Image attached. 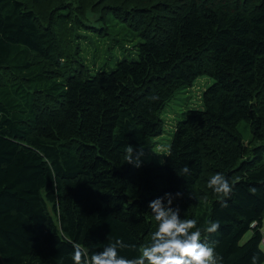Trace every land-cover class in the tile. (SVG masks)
Masks as SVG:
<instances>
[{
	"label": "trees",
	"instance_id": "16d2710c",
	"mask_svg": "<svg viewBox=\"0 0 264 264\" xmlns=\"http://www.w3.org/2000/svg\"><path fill=\"white\" fill-rule=\"evenodd\" d=\"M64 2L46 16L0 0V264H72L74 244L91 255L117 238L135 257L157 227L149 203L178 192L173 208L222 264H264V0ZM97 9L139 39L136 58L60 78L67 28H93L83 19ZM201 76L213 80L202 109L176 123L162 163H127V146L147 149L163 108ZM217 173L235 181L227 207L208 188Z\"/></svg>",
	"mask_w": 264,
	"mask_h": 264
},
{
	"label": "rangeland",
	"instance_id": "374dc122",
	"mask_svg": "<svg viewBox=\"0 0 264 264\" xmlns=\"http://www.w3.org/2000/svg\"><path fill=\"white\" fill-rule=\"evenodd\" d=\"M30 6L36 10H41L46 16L57 9L60 3L65 4V0H26ZM68 1V0H66ZM71 10L81 11L82 8H89L92 0H73ZM87 12L83 19L84 22L92 23L90 29H80L69 26L66 36L63 39L64 50L58 58L60 67L57 73L63 77L68 71H88L91 76L97 72L111 71L116 63L121 60H131L136 58V47L139 39L134 36L123 24L109 17L103 22H97L100 14L105 11L97 9L96 13ZM66 58V59H64ZM62 61H64L62 63ZM53 72L48 76H55ZM213 83L207 76L197 78L191 87L181 88L174 98L163 108L161 119L163 120V132L160 136L151 140L150 146L143 150L140 157L141 164L154 163L160 165L168 151L170 141L173 136L176 123L184 119L189 110H201L202 93ZM245 143L251 138L249 126L245 122H240L237 126ZM262 232H264V219ZM251 235L248 232L241 239L244 243ZM262 250H264L262 248Z\"/></svg>",
	"mask_w": 264,
	"mask_h": 264
},
{
	"label": "clouds",
	"instance_id": "9594fccd",
	"mask_svg": "<svg viewBox=\"0 0 264 264\" xmlns=\"http://www.w3.org/2000/svg\"><path fill=\"white\" fill-rule=\"evenodd\" d=\"M153 101L158 96L151 97ZM126 162L139 168L143 150L137 152L128 145ZM188 174L190 169L185 166L181 170ZM235 181H229L223 174L217 173L208 181V188L221 198V206L227 207ZM253 193L255 189H251ZM182 194L166 193L164 197L151 201L148 205L156 221L157 227L151 233L150 242L142 245L135 257H125L121 249L132 247L120 238L110 241L101 251L89 255L79 244L73 245L72 264H222L223 257L209 243L204 242L202 231L197 226V220L181 218L180 209L173 208V200ZM220 228L218 221L210 222L203 230L206 233H216ZM251 264H260L259 256L254 255Z\"/></svg>",
	"mask_w": 264,
	"mask_h": 264
},
{
	"label": "built area",
	"instance_id": "2783aa9c",
	"mask_svg": "<svg viewBox=\"0 0 264 264\" xmlns=\"http://www.w3.org/2000/svg\"><path fill=\"white\" fill-rule=\"evenodd\" d=\"M252 227L254 226V224L251 225ZM263 236H262V240H261V246L264 248V232H262Z\"/></svg>",
	"mask_w": 264,
	"mask_h": 264
}]
</instances>
